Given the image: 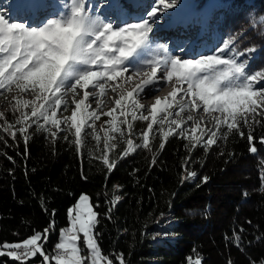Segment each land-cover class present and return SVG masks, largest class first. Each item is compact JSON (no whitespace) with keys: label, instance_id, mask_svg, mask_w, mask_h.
Instances as JSON below:
<instances>
[{"label":"snow or ice","instance_id":"snow-or-ice-1","mask_svg":"<svg viewBox=\"0 0 264 264\" xmlns=\"http://www.w3.org/2000/svg\"><path fill=\"white\" fill-rule=\"evenodd\" d=\"M179 3L155 0L145 15L120 24L113 16L119 19L117 13L126 7L121 0H97L95 6L92 0H59V4L22 0L19 9L25 16L0 11V101L12 115L9 119L0 111V130L13 141L19 133L25 154L31 136L28 130L33 127L53 143L61 132H67L63 139L78 154L91 137L96 141L97 158L109 172L115 167L109 153L118 143L126 145L119 156L123 158L137 148L152 151L151 141L157 136L160 149L169 136L183 138L190 154L197 146L207 151L233 133L244 138L243 129L248 128L249 151L256 153L253 131L256 125L264 127V69L254 70L249 63L256 46L240 47L246 38L242 30L198 58L175 55L166 45L155 47L154 26ZM33 14H39L35 20ZM167 86L172 90L161 99L156 93ZM25 95L31 99H24ZM141 100L155 102L146 108ZM101 116L108 119L97 127ZM137 120L146 122L139 132L133 123ZM0 140L7 144L4 136ZM260 142L264 143V136ZM189 159L190 155L185 164ZM261 165L264 191V161ZM186 173L185 179H195V171L186 169ZM119 187L114 185L113 191ZM119 199L113 196L109 203L114 207ZM88 201L87 195H81L69 210V227L61 230L52 253L44 247L50 225L44 233L34 232L21 242L3 243L0 256L19 264L37 255L42 257L41 264H113L98 243V214ZM233 242L241 247V236L235 231ZM114 255L119 264H125L122 253ZM188 264L202 262L189 257Z\"/></svg>","mask_w":264,"mask_h":264},{"label":"trees","instance_id":"trees-1","mask_svg":"<svg viewBox=\"0 0 264 264\" xmlns=\"http://www.w3.org/2000/svg\"><path fill=\"white\" fill-rule=\"evenodd\" d=\"M48 2L59 4V0ZM186 2L198 12L211 11L210 37H203L187 58L210 54L223 39L246 30L240 47L255 45L257 51L249 63L254 70L264 69V35L259 34L264 31V0ZM146 3L152 5L155 0ZM145 14L134 11L126 17L121 12L117 23ZM152 40L155 47H168L162 40ZM182 45L183 40L178 41L177 46ZM23 98L31 99L28 95ZM0 111L12 119L2 101ZM107 119L101 116L97 127ZM133 123L137 132L146 127L144 121ZM243 130L247 135L249 129ZM28 131L31 136L25 154L19 133L13 141L0 130L7 141L0 140V245L23 240L34 232L44 233L51 225L44 247L52 253L58 230L68 223V207L79 194L86 193L98 214V243L113 264H119L114 254L121 253L125 264H188L189 257H198L202 264H264V191L260 179L264 127L256 125L253 131L256 153L249 151L246 135L242 138L235 133L207 151L197 146L190 154L187 141L176 136H169L163 149L157 136L151 141L152 151L137 148L123 158L119 156L126 145L118 143L109 153L115 159L111 172L97 158L96 141L91 137L78 154L75 146L63 139L67 132H61L53 143L35 127ZM186 169L196 172L195 179H185ZM114 185L120 186L119 191H113ZM113 196L120 197L114 207L109 203ZM234 231L241 236L239 248L233 242ZM79 244L83 247L82 238ZM41 260L37 255L26 264H41ZM4 263L19 264L0 256V264Z\"/></svg>","mask_w":264,"mask_h":264},{"label":"rangeland","instance_id":"rangeland-1","mask_svg":"<svg viewBox=\"0 0 264 264\" xmlns=\"http://www.w3.org/2000/svg\"><path fill=\"white\" fill-rule=\"evenodd\" d=\"M14 1H16V0H14ZM135 1H137V2H142V1H139V0H135ZM121 2L124 4L125 3V0H121ZM2 3V0H0V4ZM97 3V0H92V4H93V6H95V4ZM145 3V2H144ZM138 4H141L140 6H138L137 7V11H142L141 9H143V3H138ZM146 4V3H145ZM179 4H184V2H182V1H180V3ZM178 4V5H179ZM177 5V6H178ZM150 6L151 5H148V4H146V9H145V11H149L150 10ZM130 8H132L131 6H130ZM126 9V8H125ZM190 8H188L186 11H184L183 9H175V10H173L174 11V13H173V18L174 19H176V17H178V16H182V15H187V16H189V14H188V10H189ZM4 10H6V9H4V8H0V11H4ZM52 10H54V9H50L49 11H52ZM103 9H100V13H103ZM124 11H127L126 12V17H130V14L128 13V12H131L132 13V11L133 10H131V9H129L128 7H127V9L126 10H124ZM145 11H143V12H145ZM180 12V13H179ZM16 17H18V16H16ZM200 17H201V15H198V19H200ZM33 18H36V15H34L33 16ZM193 18V17H192ZM113 19L115 20V22L117 23V19H116V16H113ZM202 19H204V21H207V18L205 19V15L203 14L202 15ZM196 23V22H195ZM198 23V22H197ZM208 25H210V19H209V22H208ZM202 26V25H201ZM165 27L164 26H160V24L159 23H157L155 26H154V28H153V33L151 34L152 35V38H158V39H161L162 41H164V42H166L167 44H168V48H169V50H171L172 52H173V54H175V55H179V56H182V57H185V58H187V57H189V56H191L193 53H194V51H195V45H194V47H192V44L193 43H188V45L186 44V45H184V49L181 51V50H178L177 49V41H178V37L176 36V35H173V36H166L165 37V35H163L162 33H164L165 32ZM194 29H191V31L190 32H192L193 34L195 33L194 31H193ZM207 30V23L205 24V27H204V31H206ZM211 30V29H210ZM163 35V36H162ZM205 37L206 39H208L206 36H210V31L208 32V33H206L205 32V34H199L198 36H196V38H195V40L197 39V41H200V39H202V37ZM168 37V38H167ZM166 38V39H165ZM186 46V47H185ZM215 45H213V46H210L209 48H208V50L209 49H211V48H213ZM129 90H130V88H129ZM171 87L170 86H167V87H164L161 91H159L158 93H156V95H158L161 99H163L164 97H166V96H168V94L171 92ZM155 101L154 100H141V103H143V104H145L146 106H149L150 107V105L152 104V103H154ZM81 195H87L86 193H81V194H79V196L76 198V200L74 201V203H72L69 207H68V223H67V225L66 226H64V227H62V228H60L59 230H58V233H57V239H56V241H55V244H54V247H53V250H54V248H55V245L59 242V240H60V235H61V230L62 229H65V228H67V227H69V221H70V216H69V210L70 209H73L74 207H75V205L79 202V198H80V196ZM88 196V195H87ZM89 197V196H88ZM88 204H89V206L92 208V210H93V207H92V205H91V203H90V200L88 201ZM94 211V210H93ZM32 235V234H31ZM30 235V236H31ZM30 236H28V237H30ZM28 237H26V238H28ZM25 238V239H26ZM81 238H82V242H83V236H82V234H81ZM24 240V239H23ZM23 240H20V241H15V242H12V243H16V242H21V241H23ZM53 252V251H52ZM4 264H15V263H4Z\"/></svg>","mask_w":264,"mask_h":264},{"label":"bare ground","instance_id":"bare-ground-1","mask_svg":"<svg viewBox=\"0 0 264 264\" xmlns=\"http://www.w3.org/2000/svg\"><path fill=\"white\" fill-rule=\"evenodd\" d=\"M22 2V0H16V1H13L12 5H11V9H10V12H12L11 14L12 15H17V16H20V17H23L26 15L25 12H23L22 10H19L18 13L15 12V8H16V5L17 4H20ZM127 7L131 10H133L132 8H130V5L127 4ZM50 10V9H49ZM180 13V12H179ZM34 15H39V14H33ZM36 18H33V20H35ZM174 19V18H173ZM174 21H179L180 23H182L183 25L186 24L187 22H193L192 20V16H187V15H182V16H178L176 17V19H174ZM191 27L187 26V30H186V33L183 37H186V36H192V32L191 31ZM194 31V30H193ZM195 32V31H194ZM211 35V34H210ZM163 36V35H162ZM168 38V37H167ZM166 39V38H165ZM201 41V40H200ZM199 45V44H198ZM186 47V46H185Z\"/></svg>","mask_w":264,"mask_h":264}]
</instances>
